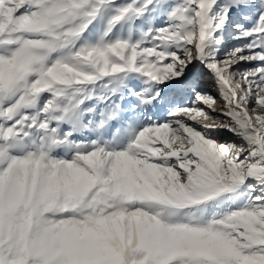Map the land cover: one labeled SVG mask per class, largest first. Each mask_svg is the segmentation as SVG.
<instances>
[{"label":"snow or ice","instance_id":"6c2138e0","mask_svg":"<svg viewBox=\"0 0 264 264\" xmlns=\"http://www.w3.org/2000/svg\"><path fill=\"white\" fill-rule=\"evenodd\" d=\"M0 264H264V0H0Z\"/></svg>","mask_w":264,"mask_h":264},{"label":"rangeland","instance_id":"374dc122","mask_svg":"<svg viewBox=\"0 0 264 264\" xmlns=\"http://www.w3.org/2000/svg\"><path fill=\"white\" fill-rule=\"evenodd\" d=\"M209 91L211 92L212 95L217 96V93L214 91V89L209 88ZM219 106H220V102H219V97L217 96V108H219ZM215 114L216 113H213V115H215ZM221 119H223V117H221ZM219 135H220V138H222V139L223 138H228L230 140H234L235 139V137H233L231 133H228V132H226L224 130H221ZM236 142L239 143L238 140Z\"/></svg>","mask_w":264,"mask_h":264}]
</instances>
